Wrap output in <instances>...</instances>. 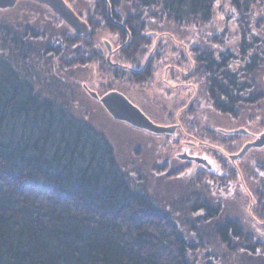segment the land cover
I'll return each instance as SVG.
<instances>
[{
    "label": "trees",
    "instance_id": "16d2710c",
    "mask_svg": "<svg viewBox=\"0 0 264 264\" xmlns=\"http://www.w3.org/2000/svg\"><path fill=\"white\" fill-rule=\"evenodd\" d=\"M81 1L85 8L75 12L90 27L87 37L31 0L0 10V264H195V246L175 212L158 201L141 175L132 176L118 163L103 132L77 110L84 99L77 72L93 65L105 80L103 93L126 94L150 82L165 58L168 66L189 68V114L196 128L201 129L204 103L212 113L239 118L264 99V21L251 23L253 11H264V0H229L237 22L234 46L224 44L227 30L191 43L170 27L160 29L170 33L167 39L158 33L159 25L209 24L215 0H108L116 22L108 19L104 0ZM101 26L122 44L112 66L95 47ZM241 171L248 179L247 167ZM196 173L221 186L226 177L213 182L206 167ZM235 173L225 180H235ZM199 210L205 217H195L201 222L195 227H205L207 220L217 242L236 251L242 223L219 219L218 208L205 199L192 208ZM242 245L258 252L250 243ZM249 260L243 262L258 264Z\"/></svg>",
    "mask_w": 264,
    "mask_h": 264
},
{
    "label": "rangeland",
    "instance_id": "374dc122",
    "mask_svg": "<svg viewBox=\"0 0 264 264\" xmlns=\"http://www.w3.org/2000/svg\"><path fill=\"white\" fill-rule=\"evenodd\" d=\"M66 3L76 12H80V10L85 8L83 5L85 3L81 0L77 1L75 5V2ZM42 9H48L55 15L45 6ZM110 15L113 18L111 6ZM81 17L85 21V18ZM263 21L264 11L257 9L252 12L251 23L253 26L261 24ZM62 23L70 28L63 21ZM168 27L171 28L168 30H173V34L178 32L189 38L190 43L192 41H202V34L205 38H211L222 33L224 30H227V33L230 34H227V39L224 41L226 46H234L238 40V37L235 35L237 27L236 16L229 0H215L213 18L207 25L202 27L193 25L175 27V25L167 24L163 26L159 25L156 28L160 30L167 29ZM205 30L208 33H205ZM72 32L74 31L72 30ZM158 33H162L163 39H167L170 35L165 30H160ZM93 39L95 40L96 49H98L105 62L109 66H112L116 60V55L113 57V53L115 50L116 54L121 52L122 44H119L120 41L117 38V34L101 26L96 29ZM104 41H108L111 46L109 60L107 59L109 52L104 45ZM146 57L147 54L143 56L141 64L147 59ZM159 62L160 65L155 68L156 71L153 74V79L149 80L150 82H147L141 88H130L126 94L142 107L146 112L145 115L154 123L159 125H176L174 132L168 133V135H165V133L156 134L113 119L106 109L97 100L92 98L83 87V85H86L99 96L114 90L108 89L105 93L101 91L105 80L97 74L96 67H93V65L81 68L77 72L83 77L80 86L84 91L83 102L77 105V110L85 114L91 124L103 132L114 148L118 163L128 170H132V176L137 175L139 177L141 175L144 184L157 196L158 201L162 205H168V208L175 212L176 219L185 229L186 236L195 246V251L192 252L195 264H247L249 263L248 261L246 263L243 262L246 258L250 259L249 261L253 263L264 264V146L250 148L240 158L233 160L229 158L230 154L237 153L245 143L254 140L264 130V99L256 110H252L249 114L241 115L239 118L212 113V108L204 103L199 109L200 114H202L199 117L201 125V129L199 128L200 134L199 129L192 123L193 117L189 114V106L190 102L193 101L192 97L194 93V88L190 86L192 84L189 83V92H187V84H185L187 81L185 80V85H183L185 87L178 90L177 96H173L175 99L163 101L160 95L162 98L166 97L162 95L160 89H165L166 85L160 84V82H162V78L166 74L165 69L170 64V61L164 58ZM184 69L188 70L189 68ZM176 82L180 81L169 79L167 86L172 87ZM137 91H140V94H145L143 96H136L138 94ZM133 104L135 105V103ZM240 127L245 129L247 133L234 134L227 132ZM208 129L217 131V133L211 134ZM215 135H218L222 140ZM213 137H216L215 141ZM187 141L189 145L196 148L195 151L199 154L198 157L205 159L209 167H206L203 163H200L201 165L198 166L196 164L192 166L189 164L188 166L185 160L178 158V154H185L186 152L187 155V153H191L190 148L182 145L183 142L186 143ZM222 161H225L226 165L224 167H222ZM243 166L247 167V175H249L246 180H244L241 171ZM205 167L210 168L212 173L210 177H215L212 178L213 182H217L216 178L226 174L224 181L221 182L224 184L222 186L217 185V183L212 184L211 179H203V177L199 179L200 175H197L198 173L196 172L203 170ZM233 170L236 172V178L227 182L225 179L230 176L228 173ZM170 171H178V173L166 176L165 173ZM206 184L210 186L209 190L205 188ZM190 194L194 197H191ZM204 199L218 208L219 219L235 218L242 223L243 236L237 239V241L235 240L236 251L232 250L233 248L230 249L225 244L217 242L216 238L210 234L212 230L209 231V222L207 220L205 227H203V224L200 227L202 229L205 228L206 234L200 228L195 227L196 224L201 223H198L195 217L199 215L203 216L205 213L202 210L193 212L192 208L196 203L200 204ZM194 200H196L195 203ZM201 219L203 220V218ZM202 223H205L204 220ZM204 240L206 242L200 243V241ZM244 243L256 246V251L258 252L254 254L248 253L242 249V246H244L242 244Z\"/></svg>",
    "mask_w": 264,
    "mask_h": 264
},
{
    "label": "water",
    "instance_id": "95a60500",
    "mask_svg": "<svg viewBox=\"0 0 264 264\" xmlns=\"http://www.w3.org/2000/svg\"><path fill=\"white\" fill-rule=\"evenodd\" d=\"M18 0H0V10L13 7ZM47 8H49L60 20L66 23L79 36L86 37L90 34V28L86 21L82 20L73 9L65 2V0H32ZM107 4V16L111 22H116L110 15V5L108 0H104ZM104 45L108 50L107 59L109 60L111 46L108 41H104ZM264 80V76H263ZM86 92L95 100H97L111 115L118 121H123L131 126L139 129L147 130L156 134L172 133L176 129V125H159L154 123L145 113L128 98L117 90H111L102 96H99L95 91L83 85ZM226 131V130H225ZM229 133L246 134L247 131L243 128H237L227 131ZM264 146V130L259 133L254 140L245 143L242 148L235 154H230V159L242 157L250 148H259ZM181 158H191L196 162L203 163L209 167L207 161L200 157H189L186 154H180Z\"/></svg>",
    "mask_w": 264,
    "mask_h": 264
},
{
    "label": "flooded vegetation",
    "instance_id": "af4514ba",
    "mask_svg": "<svg viewBox=\"0 0 264 264\" xmlns=\"http://www.w3.org/2000/svg\"><path fill=\"white\" fill-rule=\"evenodd\" d=\"M165 71H166V74H165V76L162 78V82H160V84H163V85H166V87H165V89H160L161 90V93H162V95L164 96V97H166V98H162L161 97V95H160V98L161 99H163V101L164 100H167V99H169V100H172V99H175V97H173V96H177V92H178V90L179 89H183L185 86H183V85H185V84H187V88L186 89H188L187 90V92H189V69L188 70H185V69H179V68H175V67H172V66H167L166 67V69H165ZM179 75V76H178ZM153 77V76H152ZM177 77H179V79L180 80H183L184 79V77H185V79H186V81L187 82H185V84H184V82L182 81V82H176L175 84H173V86L172 87H169V86H167V82L169 81V79H175L176 81H177ZM151 79H153V78H150V80ZM180 85V86H179ZM147 91V90H146ZM120 92V91H119ZM138 92V94L136 95V96H143V94H145V93H141L140 94V91H137ZM148 92V91H147ZM122 93V92H121ZM122 94H124V93H122ZM148 94H150V92H148ZM132 103H135V105H137L144 113H146L143 109H142V107L140 106V105H138V104H136V102L132 99V98H130V96L129 95H127V94H124ZM168 97V98H167ZM165 135H168V133H165ZM173 142H175V141H173ZM182 145H184L185 147H187V148H190L191 149V153L189 154V153H187V155L188 156H190V157H198L199 156V154L195 151L196 150V148H194V146H192V145H189V142L187 141L186 143L185 142H183L182 143ZM200 146V145H199ZM186 148V149H187ZM198 148V147H197ZM201 148V147H200ZM188 150V149H187ZM185 154H186V152H185ZM178 156V158L179 159H181V160H185L186 162H187V164H188V166H189V164L192 166V165H194V164H196L197 166L198 165H201L200 163H197L196 161H194L193 159H183V158H181V157H179V154L177 155Z\"/></svg>",
    "mask_w": 264,
    "mask_h": 264
}]
</instances>
